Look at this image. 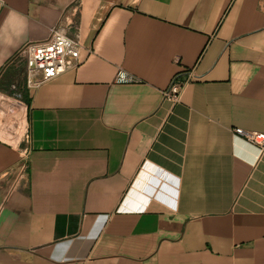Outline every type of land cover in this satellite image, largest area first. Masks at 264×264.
Here are the masks:
<instances>
[{"label": "crops", "instance_id": "1", "mask_svg": "<svg viewBox=\"0 0 264 264\" xmlns=\"http://www.w3.org/2000/svg\"><path fill=\"white\" fill-rule=\"evenodd\" d=\"M57 24L84 62L27 88ZM3 70L0 264H264V0H0Z\"/></svg>", "mask_w": 264, "mask_h": 264}, {"label": "built area", "instance_id": "2", "mask_svg": "<svg viewBox=\"0 0 264 264\" xmlns=\"http://www.w3.org/2000/svg\"><path fill=\"white\" fill-rule=\"evenodd\" d=\"M81 49V42L77 38L71 37L64 26L57 24L51 28L47 39L33 40L25 44L9 65L24 64L25 87L36 88L79 67L84 62ZM3 72L4 70L0 77ZM195 79L193 70L188 72L184 78L180 74L177 75L163 92L164 98L171 102H178L185 87ZM135 80L132 75L122 69H119L115 76L116 83H131ZM11 89L16 97L22 96L18 86L12 85ZM238 133L244 135L251 142L264 143V138L260 140L256 134L241 130H238Z\"/></svg>", "mask_w": 264, "mask_h": 264}, {"label": "rangeland", "instance_id": "3", "mask_svg": "<svg viewBox=\"0 0 264 264\" xmlns=\"http://www.w3.org/2000/svg\"><path fill=\"white\" fill-rule=\"evenodd\" d=\"M21 93V92H20Z\"/></svg>", "mask_w": 264, "mask_h": 264}]
</instances>
